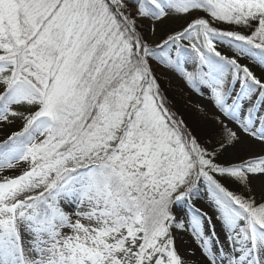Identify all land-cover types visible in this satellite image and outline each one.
Wrapping results in <instances>:
<instances>
[{
	"label": "snow or ice",
	"instance_id": "6c2138e0",
	"mask_svg": "<svg viewBox=\"0 0 264 264\" xmlns=\"http://www.w3.org/2000/svg\"><path fill=\"white\" fill-rule=\"evenodd\" d=\"M0 264H264V0H0Z\"/></svg>",
	"mask_w": 264,
	"mask_h": 264
},
{
	"label": "trees",
	"instance_id": "16d2710c",
	"mask_svg": "<svg viewBox=\"0 0 264 264\" xmlns=\"http://www.w3.org/2000/svg\"><path fill=\"white\" fill-rule=\"evenodd\" d=\"M162 86L167 89L170 99L174 101L176 107L184 114L190 125L205 119V114L198 112L193 104L184 99L183 94L177 93L167 82H162Z\"/></svg>",
	"mask_w": 264,
	"mask_h": 264
},
{
	"label": "rangeland",
	"instance_id": "374dc122",
	"mask_svg": "<svg viewBox=\"0 0 264 264\" xmlns=\"http://www.w3.org/2000/svg\"><path fill=\"white\" fill-rule=\"evenodd\" d=\"M162 82H167L177 93L183 94L184 99L188 100V102H190L194 106L197 103H201V101L197 97L190 95L186 89H183L182 85L179 82L169 83L167 78L163 79Z\"/></svg>",
	"mask_w": 264,
	"mask_h": 264
}]
</instances>
